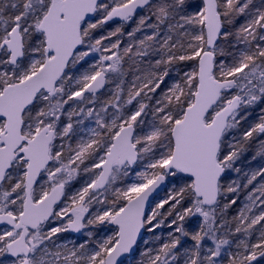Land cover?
I'll return each mask as SVG.
<instances>
[{"label":"snow or ice","instance_id":"6c2138e0","mask_svg":"<svg viewBox=\"0 0 264 264\" xmlns=\"http://www.w3.org/2000/svg\"><path fill=\"white\" fill-rule=\"evenodd\" d=\"M0 264H264V0H0Z\"/></svg>","mask_w":264,"mask_h":264}]
</instances>
